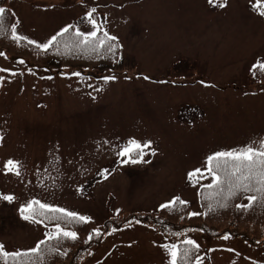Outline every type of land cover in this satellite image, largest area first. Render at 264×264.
Returning <instances> with one entry per match:
<instances>
[{
    "label": "rangeland",
    "instance_id": "obj_1",
    "mask_svg": "<svg viewBox=\"0 0 264 264\" xmlns=\"http://www.w3.org/2000/svg\"><path fill=\"white\" fill-rule=\"evenodd\" d=\"M254 5L257 0L3 1L17 35L36 43L69 25L93 30L86 14L95 8L98 39L115 43L119 62L113 72L71 68L58 59L61 41L41 49L63 66L53 73L1 52L0 194L14 196L0 199L4 250H29L50 231L42 212L35 217L41 223L22 219L19 209L30 200L87 216L95 229L108 216L155 211L175 197L200 212L198 191L211 183L207 157L264 138V72L252 67L264 62V0ZM109 76L115 79L106 82ZM129 139L150 142L143 162L117 155ZM9 159L20 162V176L4 169ZM197 168L201 175L190 180ZM223 236L190 230L171 238L135 222L107 232L80 264H168L161 245L185 239L203 248L195 264L197 256L199 264H264V245Z\"/></svg>",
    "mask_w": 264,
    "mask_h": 264
},
{
    "label": "trees",
    "instance_id": "obj_2",
    "mask_svg": "<svg viewBox=\"0 0 264 264\" xmlns=\"http://www.w3.org/2000/svg\"><path fill=\"white\" fill-rule=\"evenodd\" d=\"M3 13V27L0 28V53L13 57H25L42 66H53L56 70L61 69L57 59L52 57L47 58L36 44H29L27 39L14 41L12 39V28L15 23V16L7 7ZM100 36H97V38ZM75 30L69 29L63 35H59L55 44L64 41L63 55L59 56L60 61L63 60L64 65L77 70L91 68H106L113 69V65L118 60V50L114 42H105L103 46L93 50L91 47L83 45L77 46ZM264 82V79L262 80ZM215 163V162H214ZM224 191L217 194L215 189L200 188L198 191V200L200 204L201 215L189 216L190 205L175 202L167 208H158L155 211H125L116 216H109L104 222V230H99L97 235L93 230L96 227L94 221L90 223H81L76 220H71L67 217H61L60 213L44 212L37 209V214L42 212L40 218L47 219V227L51 230L54 225L59 223L63 228L71 231H76L78 239L72 241L61 237L59 240H47L44 236L42 239L46 242L41 245V253L29 254L28 256H9L6 258L7 264H78L81 258L94 246H96L103 238L106 230L119 229L128 223H143L158 228L164 235L176 238L184 231L190 229L200 230L204 235L210 237H218L221 235H229L236 237L246 242L249 245L260 246L264 245V206L258 200L251 208L247 210L237 209L236 204H246L245 193L238 192L236 196L227 200V208H222L220 205L225 202L224 196L227 193L228 185L225 183L221 186ZM259 196V193H248ZM213 206V211L209 212L208 205ZM36 215V217H39ZM48 217V218H47ZM49 232V231H48ZM91 236V239H89ZM41 239V240H42ZM87 241V243H85ZM178 247L183 250L188 245L182 242L177 243ZM28 250H18L17 252L25 253ZM201 253V249H193L187 259L179 258L178 264H195L194 255Z\"/></svg>",
    "mask_w": 264,
    "mask_h": 264
},
{
    "label": "snow or ice",
    "instance_id": "obj_3",
    "mask_svg": "<svg viewBox=\"0 0 264 264\" xmlns=\"http://www.w3.org/2000/svg\"><path fill=\"white\" fill-rule=\"evenodd\" d=\"M211 3L212 0H209ZM260 0H257V5H259ZM226 4H220L219 7H225ZM5 9L0 8V28L3 27V13ZM96 11L95 8H92L87 14L86 18L92 25L93 30L88 32H82L79 29H76L75 36L78 38L76 41L77 46H85L91 47L95 50L99 46H103L105 40L97 38V31L99 28L94 20H92V15ZM261 16H264V11L259 13ZM72 26L69 25L56 35L52 36L46 43H36L34 40H28L29 44H36L37 48L42 50H47L54 41H56L57 36L63 35L64 33L69 31V28ZM12 39L14 41H19L21 39H26V37L17 35V31L15 26L12 28ZM104 37L110 40H116V37L109 36L107 32L104 33ZM3 55V53H0ZM22 63V61H21ZM253 69L259 68L262 72H264V62L257 61L253 66ZM6 69H0V71H5ZM78 75V73H75ZM115 77L109 76L105 77V81L114 80ZM147 79V77H145ZM150 147V142H145L141 144L137 139H129L125 145H123L119 151L117 152L118 156L121 157H129L125 163L137 164L144 161V149ZM134 154V155H133ZM155 153L153 152V155ZM215 162V163H214ZM206 171L209 176H211V183L204 185L207 189H215L217 190V194L223 192L224 189L221 187L225 183L228 185L227 193L224 196L225 202L220 205L222 208H227V200L231 197L237 195L238 192H243L245 195V199L247 200L246 204H236L235 207L241 210H247L252 207V205L258 200L261 202V206H264V138H261L258 142H252L240 149H234L231 151H216L214 154L209 155L206 160ZM20 162L14 161L12 159L7 160L4 163V169L7 172H14L15 175L20 176ZM202 170L197 168L187 175L191 180L194 176L201 175ZM259 193L260 195H251L248 193ZM0 199L11 202L14 200V196L12 195H3L0 194ZM179 201L181 204H186L187 202L182 200L180 197H175L168 204H161V208H167L171 205H174L175 202ZM34 206H38L39 210H44V212L50 213H60L61 217H67L71 220H76L81 223H90V218L87 216L79 215L76 212L67 211L63 208L53 207L49 204H45L40 202L39 200H30L25 205H22L19 209L20 215L22 219L25 221H32L35 223H41V221L36 220L35 217L37 215L36 208ZM209 212L213 211V206L211 204L208 205ZM201 215L199 212H191L189 216L194 217ZM97 235H99V229L93 230ZM179 235V234H178ZM45 237L47 240H59L61 237L65 239H70L72 241H76L79 237L76 231H71L63 228L59 223L54 225V229L46 232ZM223 239H229L228 235L225 234ZM91 239V236H89ZM46 240L42 239L37 242V244L29 249L25 253L15 252L9 253L4 250V246L0 245V256L5 258L9 256H28L29 254H37L41 253V245H43ZM87 243V241H85ZM183 244L188 245L189 247L181 250L177 244H162L161 247L165 250L169 257L168 264H178L179 258L187 259L192 252L193 249H199V244L193 239H185L182 241ZM197 264H199L200 257L196 258Z\"/></svg>",
    "mask_w": 264,
    "mask_h": 264
}]
</instances>
